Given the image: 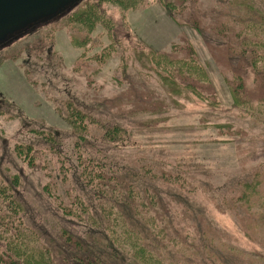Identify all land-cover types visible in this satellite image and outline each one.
<instances>
[{
  "label": "rangeland",
  "instance_id": "374dc122",
  "mask_svg": "<svg viewBox=\"0 0 264 264\" xmlns=\"http://www.w3.org/2000/svg\"><path fill=\"white\" fill-rule=\"evenodd\" d=\"M86 1L76 14H101L88 27L71 14L0 47L4 224L25 228L54 264H96L90 245L119 264L94 243L102 231L74 217L94 186L110 191L90 173L103 156L137 175L141 214L128 221L155 211L156 230L141 232L162 264H264V0ZM66 233L83 258L58 251Z\"/></svg>",
  "mask_w": 264,
  "mask_h": 264
},
{
  "label": "trees",
  "instance_id": "16d2710c",
  "mask_svg": "<svg viewBox=\"0 0 264 264\" xmlns=\"http://www.w3.org/2000/svg\"><path fill=\"white\" fill-rule=\"evenodd\" d=\"M103 2H108L112 5L118 6L120 8H124L129 5H136L140 0H102ZM87 4V1L84 0L80 5H78L74 10V12H70L62 18L68 17L71 15L73 22L77 27H88L92 22H96L101 17L98 9L94 8L97 6H93V8L87 7L86 10H83V13H77L82 9L79 8L82 4ZM255 66V64H254ZM75 113H79L75 110ZM79 115V114H78ZM73 116V113L70 117ZM82 117L80 119L82 120ZM75 120H78L77 117H74ZM68 124L72 126L73 130L83 128V123L80 121L79 125H76L71 120H68ZM82 125V126H81ZM76 129V130H75ZM122 131L123 129H119ZM118 128L108 129L106 131V137L109 141L115 140L117 142V138H120L122 134L116 133ZM112 142V141H111ZM92 159V158H89ZM108 158L103 156H99L94 160V163L99 166V171L92 172L103 179V183L105 185H109L110 191H106V195L103 194L99 187H96L94 184V180H90L86 182L88 184L89 191L93 187V199L90 202H81L80 208L83 209L84 213L81 211V216L74 214L76 220H79L80 217L83 218L84 224L87 227H90L93 230H101L102 232L94 233V243L101 239L103 242H108L106 246L110 247V255L113 258H116L119 264H124V258L120 255L119 250L122 251L124 247L125 250L131 252L130 257L132 260H129L130 264H162L161 255L157 247H155L152 243L147 244L142 236L143 232L146 231L148 234H152L156 228L157 224L155 223L154 216L157 214H153L155 211L148 210L144 214L142 220H145V225L140 224L138 220H134L132 222L128 221V214H133L131 212L132 208H135L134 217H137V214H141L138 210L137 200L138 197L135 187L133 186L134 180L137 175L131 173L130 171L124 172L122 167L120 169L115 166H111ZM92 167V166H91ZM116 168V169H115ZM124 172V173H123ZM130 174V177L127 175ZM74 177V182L78 184L79 179ZM84 175L80 176L82 180ZM113 181V183H110ZM83 191V188H80ZM150 193V190H146ZM96 193V194H95ZM153 194H149L147 196L148 200L152 201ZM161 200V199H160ZM161 204V203H160ZM162 205V204H161ZM146 209L148 207L143 205ZM162 211L163 208H162ZM9 214H0V264H54L51 257V250L48 247L40 248V244L37 240H28V233L24 228L21 230L19 225H16L14 229L13 225L9 222L4 224L5 220L9 218ZM14 216L16 214H13ZM147 218L145 219V216ZM4 225H6L4 227ZM148 225V226H147ZM20 227V228H19ZM25 231V232H23ZM203 231L208 234L207 226L203 228ZM183 233V230H182ZM36 238H39V235L34 233ZM156 235H153V237ZM66 240H63L59 237V243L61 246H64L66 249H59L58 251L63 253L64 259H68L65 254L71 255L72 258H83V255L80 254V257L75 256V253L70 251L74 247L81 245L77 243L75 240H72V237L66 233L64 235ZM148 241V240H147ZM103 246V245H102ZM88 251L90 253L95 252L96 256V264H108L106 259H110L107 254L103 250L95 247L88 246ZM128 254V253H127ZM69 258V259H72ZM68 259V260H69ZM104 259L105 261L101 260ZM111 260V259H110ZM91 262V260H90Z\"/></svg>",
  "mask_w": 264,
  "mask_h": 264
},
{
  "label": "water",
  "instance_id": "95a60500",
  "mask_svg": "<svg viewBox=\"0 0 264 264\" xmlns=\"http://www.w3.org/2000/svg\"><path fill=\"white\" fill-rule=\"evenodd\" d=\"M79 0H0V44L39 22L57 18Z\"/></svg>",
  "mask_w": 264,
  "mask_h": 264
}]
</instances>
